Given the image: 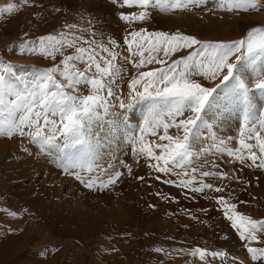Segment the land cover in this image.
I'll use <instances>...</instances> for the list:
<instances>
[{"label":"snow or ice","instance_id":"snow-or-ice-1","mask_svg":"<svg viewBox=\"0 0 264 264\" xmlns=\"http://www.w3.org/2000/svg\"><path fill=\"white\" fill-rule=\"evenodd\" d=\"M109 3L120 10L118 19L126 32L122 43L112 37L98 39L91 28L65 23L58 33L25 39L17 45L21 57H41L56 62L54 66L22 74L13 64L0 60V138L27 141L37 146L41 155L52 154L62 142L64 154L56 153L57 166L89 192L111 191L128 178L147 183L144 175L135 174L132 164L115 152L106 165L97 163L104 120L114 105L124 108L147 100L142 123L124 141L131 146L135 165L147 168L148 179L180 189L185 201L202 198L214 202L213 210L229 222L246 249L241 257L232 256V264H264V219L238 211L247 201L234 197L231 191L224 195L228 185L214 183L235 179L246 191L252 180L237 173L247 170L257 181L264 174V106L254 107L250 99L256 92L264 93V72L251 85L239 74L241 64L255 65L264 59V27L253 26L242 38L230 42H209L180 31L153 32L143 26L156 14L195 10L241 18L264 14V0ZM24 7L46 6L39 0H9L0 7V17ZM54 10L60 12L61 8ZM7 51L16 54V49ZM229 88L239 92L245 105L234 147L229 146L233 138L219 136L207 119L218 109L220 90ZM22 151L27 154L30 148L24 146ZM225 165L233 167L225 171ZM156 195L165 202L180 204V199L162 191ZM149 207L155 209L156 205ZM197 212L208 214L209 208ZM9 215L15 218L17 213ZM168 215L207 223L185 207ZM153 251L171 256L163 247ZM174 251L191 258L186 264H215L217 260L227 264L229 255L201 247Z\"/></svg>","mask_w":264,"mask_h":264},{"label":"rangeland","instance_id":"rangeland-1","mask_svg":"<svg viewBox=\"0 0 264 264\" xmlns=\"http://www.w3.org/2000/svg\"><path fill=\"white\" fill-rule=\"evenodd\" d=\"M8 2L0 0V7ZM39 2L46 7H24L11 16L0 17V60L16 66L15 70L19 73L31 74L33 69L52 67L56 62L37 56L21 57L18 43L58 33L65 23L91 28L97 32V38L104 41L112 37L122 43L126 34L123 22L118 19L120 10L111 5L109 0ZM56 7H60L61 11L55 12ZM191 14L198 17L197 20L205 19L203 15H206L215 20V24L218 23L215 25L212 19V22L202 19L201 27H184L185 30L199 31L202 35L198 32L193 36L203 41L230 42L242 38L246 30L253 26L264 27V14L259 13L243 18L200 10L192 11ZM156 15L160 19L168 16L185 19L187 16L184 13ZM143 26L154 32L159 23L151 19ZM164 32L176 31L168 29ZM8 48L16 49V54L8 52ZM262 72L264 59L255 65L239 66L240 78L250 85ZM124 88L126 92V84ZM250 99L254 107L264 106V93L256 92ZM148 106L147 100L128 104L124 108L114 105L111 114L104 120L97 163L106 165L115 152L120 159L132 164L135 174L144 175L147 180L145 183L128 178L124 184L111 191L89 192L72 176L65 175L55 162L57 152L64 154L62 142L61 148L52 154L41 155L36 151L37 146L28 145L27 141L0 138V248L9 239L13 238L16 242L7 256L0 257V264H160L161 261L163 264H186L191 258L179 255L174 249L191 247L225 251L229 254L227 264H232V256L239 258L246 253L229 222L220 212L213 210V201L202 198L185 201L180 196V189L148 179L147 168L135 165L131 146L124 141L129 132L142 123ZM244 107L239 92L229 88L220 90L218 109L208 114L210 126H215L214 131L219 136L233 138L230 147L236 146ZM24 146L30 148L27 154L22 151ZM232 167L225 165L224 170L230 171ZM237 175L252 180L246 191L235 179L216 180L214 183L228 185L224 195L231 191L234 197L247 201L238 206V211L254 219H264V174L260 175L258 181L247 170ZM158 191L177 197L180 204L165 202L156 195ZM129 197L137 198L143 214L128 217L124 213L122 203L125 206L132 204L127 201ZM150 204L156 205L155 209L150 208ZM181 207L191 209L207 223L199 224L184 215H168L171 212L179 213ZM202 207L209 208V213L197 212ZM11 212L17 213L15 218L9 215ZM129 214H133L132 211ZM127 220L132 222L129 224ZM182 225L189 227L184 228ZM157 247L165 248L171 256L165 257L154 252L153 249ZM215 264H220V261L217 260Z\"/></svg>","mask_w":264,"mask_h":264},{"label":"bare ground","instance_id":"bare-ground-1","mask_svg":"<svg viewBox=\"0 0 264 264\" xmlns=\"http://www.w3.org/2000/svg\"><path fill=\"white\" fill-rule=\"evenodd\" d=\"M182 13H184V15H187L186 16V18L185 19H179V18H174V17H171V16H168V18H164V19H160V16H157V15H154L153 16V18H152V20H154V21H156L157 23H159V28L157 27V29H156V31H166V30H174V31H180V32H183V33H186V34H189V35H196V34H198V32L199 31H194V30H192V29H187V30H185L184 29V27H188V26H193V27H197V26H200L201 24H202V22H203V20L205 21V20H209L208 22H212V18L211 17H209V16H206V15H203V17L205 18V19H201V20H197V19H199L198 17H193L192 16V14L190 15V12H182ZM198 15V14H197ZM212 19V20H211ZM221 19V18H220ZM149 22V21H148ZM188 22V23H187ZM206 22V21H205ZM204 22V23H205ZM215 20H213V24H215ZM221 23H223V22H221ZM210 23H208V25H209ZM212 24V23H211ZM216 24H218V23H216ZM215 24V25H216ZM206 25V24H205ZM205 25H203V29H204V26ZM207 26V25H206ZM212 26V25H211ZM201 27V26H200ZM161 28V29H160ZM163 28H165V29H163ZM183 28V29H182ZM193 29H195V28H193ZM205 30V29H204ZM203 32V31H202ZM200 33V32H199ZM201 34V33H200ZM202 35V34H201ZM200 36V35H199ZM58 188V187H57ZM137 198H133V197H129V199L127 198V201L128 202H130V203H132V204H130L129 206H125V203H122V204H124V207L122 206V210H124V213L128 216V217H133V215L134 216H136V214H143L141 211V209H140V206L137 204ZM126 201V202H127ZM46 210V209H45ZM132 211V213L133 214H129V212H131ZM144 215H146V214H144ZM143 215V216H144ZM146 219H147V216L145 217ZM149 219V218H148ZM128 221V223L130 224L132 221H129V220H127ZM147 221V220H146ZM145 221V222H146ZM143 222H144V218H143V221H142V223L141 224H143ZM148 222V221H147ZM140 224V225H141ZM14 243H16L15 241H14V239L12 238L11 240L9 239L8 241H4V243H3V245L1 246V256L0 257H2V256H7V253L12 249V248H14Z\"/></svg>","mask_w":264,"mask_h":264}]
</instances>
